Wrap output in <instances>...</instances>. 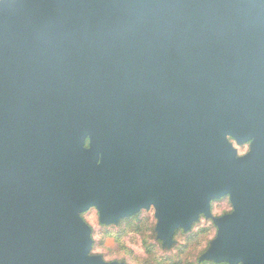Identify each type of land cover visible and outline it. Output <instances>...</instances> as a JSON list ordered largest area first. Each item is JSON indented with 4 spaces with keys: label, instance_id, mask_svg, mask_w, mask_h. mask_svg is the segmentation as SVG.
<instances>
[{
    "label": "water",
    "instance_id": "1",
    "mask_svg": "<svg viewBox=\"0 0 264 264\" xmlns=\"http://www.w3.org/2000/svg\"><path fill=\"white\" fill-rule=\"evenodd\" d=\"M224 197L201 260L264 264V0H0V264H116L91 208L172 244Z\"/></svg>",
    "mask_w": 264,
    "mask_h": 264
},
{
    "label": "rangeland",
    "instance_id": "2",
    "mask_svg": "<svg viewBox=\"0 0 264 264\" xmlns=\"http://www.w3.org/2000/svg\"><path fill=\"white\" fill-rule=\"evenodd\" d=\"M238 157L250 151V143L239 145L231 139ZM233 212L229 197L211 203L210 218L204 215L188 231L176 230L173 243L165 244L158 237L156 209L150 207L119 219L103 223L96 208L82 214L91 228V256L116 264H228L201 260L218 237L215 220Z\"/></svg>",
    "mask_w": 264,
    "mask_h": 264
}]
</instances>
